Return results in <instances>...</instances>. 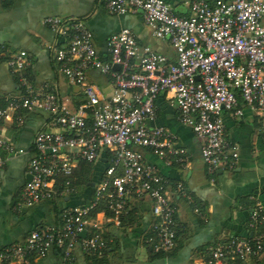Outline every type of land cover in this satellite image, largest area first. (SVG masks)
Listing matches in <instances>:
<instances>
[{
	"label": "built area",
	"instance_id": "obj_1",
	"mask_svg": "<svg viewBox=\"0 0 264 264\" xmlns=\"http://www.w3.org/2000/svg\"><path fill=\"white\" fill-rule=\"evenodd\" d=\"M101 1L111 15L140 13L152 36L167 42L173 56L140 48L135 33L124 29L108 37L107 56L102 58L81 21L46 18L44 24L64 40L62 47L51 48L58 71L80 87L85 98L72 110L56 88L46 84L35 89L27 81L25 51L7 61L22 93L0 107V120L22 124L20 112L41 111L48 116V124L34 137L27 164L30 180L15 210L75 195V175L82 165L92 166L104 158L106 167L89 204L61 210L59 227L34 230L22 243L0 249V264L44 258L55 248L60 264H71L77 245L88 254L101 255L107 242L92 212L101 207L99 212L109 213L118 223L130 213L133 200L143 199L149 200L153 216L145 245L165 257L175 248L177 205L167 189L172 186L178 200L203 215L184 183L171 185L146 158L145 151L167 166L188 163L176 135L154 125L161 96L175 109L177 121L191 129L209 175L233 171L239 161V147L227 138L225 112L241 117L244 109L251 111L264 139V0H191L188 17L176 16L164 0ZM90 70L110 81L112 95L101 97L87 82ZM24 153L0 138V170ZM248 228V236H230L208 247L204 264L259 259L264 253V205L257 201L251 206Z\"/></svg>",
	"mask_w": 264,
	"mask_h": 264
},
{
	"label": "crops",
	"instance_id": "obj_2",
	"mask_svg": "<svg viewBox=\"0 0 264 264\" xmlns=\"http://www.w3.org/2000/svg\"><path fill=\"white\" fill-rule=\"evenodd\" d=\"M164 1L171 5L176 16H189L191 0ZM207 1L214 3L216 0ZM49 17L81 21L92 33L94 47L102 58L107 56L108 37L124 29L135 33L140 48L148 47L168 58L173 56L167 42L152 36L140 13L111 15L101 0H0V107L22 93L18 78L7 65L12 56L22 51L27 53L29 61L26 79L35 89L46 84L56 88L62 102L71 110L84 103L80 87L68 82L58 71L51 48L62 47L64 40L44 24ZM87 82L103 98L113 93L110 81L96 70L88 71ZM156 108L154 125L165 127L176 135L178 145L187 152L188 163L167 166L163 160L145 151L146 158L159 168L171 185L184 183L203 217L197 215L190 205L178 200L170 186L168 196L177 205V239L175 248L164 259L150 260L144 239L153 216L149 200L143 199L133 200L130 213L118 223L109 213L98 212L93 221L107 242L102 253L104 257L93 259L77 245L71 264H204V252L208 247L230 236L245 237L250 233L248 219L253 201L264 205V139L260 135L257 117L247 109L243 110L241 117L230 112L222 115L228 140L239 147V161L233 171L218 170L209 175L201 159L198 141L191 129L177 121L176 111L165 96L158 98ZM18 114L23 119L22 124L15 120H0V138L16 150L25 151L8 160L0 170V249L22 243L34 230L59 227L61 210L91 202L94 187L106 167L104 158L86 166L84 179L87 183L80 186L75 195L42 201L16 211L21 190L28 182L27 164L34 137L48 124V116L41 111ZM102 157L107 154L103 153ZM18 264H60V254L52 249L44 258L31 257ZM241 264H264V253L257 260Z\"/></svg>",
	"mask_w": 264,
	"mask_h": 264
},
{
	"label": "trees",
	"instance_id": "obj_3",
	"mask_svg": "<svg viewBox=\"0 0 264 264\" xmlns=\"http://www.w3.org/2000/svg\"><path fill=\"white\" fill-rule=\"evenodd\" d=\"M86 166H89V165H82L81 166V173H79L80 171L78 170L77 172H76V175H75V185L78 187V188H80V186H82V185H85L86 183H87V180L86 179H84V174H85V172H87V168H85ZM89 204V203H88ZM87 205V204H86ZM102 210V208L100 207V209H97L96 211H93L92 212V216L93 217H95V214L96 213H98L99 211H101ZM125 217V216H124ZM124 217H122V218H124ZM122 218H121V220H122ZM55 250L56 251H58L56 248H55ZM148 250H149V254H150V260L151 261H156V260H162V259H164L165 258V254L164 253H162V252H158V253H155L154 251H153V247L152 246H148ZM59 252V251H58ZM89 255H91V257L93 258V259H95V258H98V257H100V256H102L103 254H101V255H97V254H89ZM103 257H104V255H103ZM100 258H102V257H100Z\"/></svg>",
	"mask_w": 264,
	"mask_h": 264
},
{
	"label": "water",
	"instance_id": "obj_4",
	"mask_svg": "<svg viewBox=\"0 0 264 264\" xmlns=\"http://www.w3.org/2000/svg\"><path fill=\"white\" fill-rule=\"evenodd\" d=\"M114 69H115V70H117V69H118V67H115ZM29 180H30V176L28 177V181H29Z\"/></svg>",
	"mask_w": 264,
	"mask_h": 264
}]
</instances>
